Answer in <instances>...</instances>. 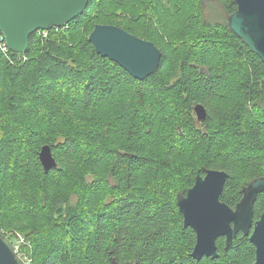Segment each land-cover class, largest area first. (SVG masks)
<instances>
[{"label": "trees", "instance_id": "obj_1", "mask_svg": "<svg viewBox=\"0 0 264 264\" xmlns=\"http://www.w3.org/2000/svg\"><path fill=\"white\" fill-rule=\"evenodd\" d=\"M214 2L224 19L207 18L204 0H88L66 25L33 33L27 61L0 50V231L14 244L23 235L27 264H253L241 232L228 247L217 239V257L193 258L196 235L176 204L205 169L227 172L230 207L264 176V63L226 24L236 0ZM99 23L140 36L145 23L158 68L140 80L98 54L88 35ZM51 66L86 77L81 114L68 92L71 102L55 100L65 78L44 79ZM80 165L91 180L65 190ZM263 208L259 193L253 220Z\"/></svg>", "mask_w": 264, "mask_h": 264}, {"label": "water", "instance_id": "obj_2", "mask_svg": "<svg viewBox=\"0 0 264 264\" xmlns=\"http://www.w3.org/2000/svg\"><path fill=\"white\" fill-rule=\"evenodd\" d=\"M209 1V0H207ZM88 0H0V32L8 48L17 53L28 50L31 35L38 30H49L66 25L83 12ZM228 28L264 63V0H236V9L226 15ZM88 41L103 57L119 64L130 75L144 79L159 66L161 50L114 24H95ZM196 118L203 121L206 110L194 106ZM39 160L44 171L57 166L51 147H41ZM227 172L205 169L176 204L185 226L196 235L191 256L217 257L216 241L224 237L228 247L239 232L248 236L255 248L253 264H264V208L253 220V208L259 193H264V176L251 179L242 187L241 198L234 207L220 199ZM0 264H27L17 252L13 241L0 231Z\"/></svg>", "mask_w": 264, "mask_h": 264}, {"label": "rangeland", "instance_id": "obj_3", "mask_svg": "<svg viewBox=\"0 0 264 264\" xmlns=\"http://www.w3.org/2000/svg\"><path fill=\"white\" fill-rule=\"evenodd\" d=\"M204 14L207 16V18L212 19V20L213 19L222 20L225 18V14H224L223 10L221 9V7L218 6V4L216 2H214V0H209V1L204 0ZM105 24H107V23H105ZM139 31H141L143 34H141V36L137 34L136 36L143 38L145 40H147L148 37H151L149 30L145 27V23H142V25L139 27ZM36 33H38V32H36ZM25 53L26 52L17 53L18 56H15V61H27V59H28L27 55H23ZM50 71H51V73H50ZM42 74L44 76V79H48L50 77L55 79V78L59 77L60 79L58 78V80H56L59 83H61L59 80H63L62 78L64 77L65 78L64 82L61 83L62 85L58 91V94L55 95V100H62V101L66 100V101L71 102V99L76 98V102L78 103V107H80V111H78L76 115H79V114H81L82 111H84V109H81V108H83L84 106H87L89 104V102L86 100V94H87L86 89L87 88L84 86L86 77H84L82 75H76L74 73H71V72L63 70V69H59L56 66L49 67L48 70L47 71L44 70ZM74 88H76V89H74ZM70 89H72V91H69ZM66 92H68L70 94L71 99L68 97V94ZM86 119H87V116H86ZM86 119L82 123L83 125L86 124ZM197 121L200 123L199 120H197ZM80 149H81L80 150V156L86 157V155L88 153L87 149H85V148H80ZM200 161L197 160V162H200ZM90 172L91 171L85 169L82 165H80L79 166V174H78L79 177L74 179V183H73L72 187H70L68 189L65 188V190L72 191L74 188L82 189L83 186H82V183H80V182H82V181H85L84 183H87L86 181L89 182L92 178V174ZM243 173H244V170L241 168L240 175L242 176ZM72 182H73V179H72ZM74 201H75V194L71 195V201L70 202L73 203ZM43 224H47V221L43 220ZM25 228L29 229L30 226H25ZM17 238L20 239V242L22 244L25 242L24 241L25 239L21 233H20V235L17 233ZM20 242L14 244L17 251H19L18 249H19ZM27 247H29V246L24 247L25 252H27ZM24 251L20 250L19 254H20V256L23 255L24 259H28V255L26 257Z\"/></svg>", "mask_w": 264, "mask_h": 264}, {"label": "built area", "instance_id": "obj_4", "mask_svg": "<svg viewBox=\"0 0 264 264\" xmlns=\"http://www.w3.org/2000/svg\"><path fill=\"white\" fill-rule=\"evenodd\" d=\"M37 32L43 34L44 36H46V34H47V30H38ZM0 50L2 52H8L10 50L8 48V46L5 42L4 36L1 32H0Z\"/></svg>", "mask_w": 264, "mask_h": 264}]
</instances>
